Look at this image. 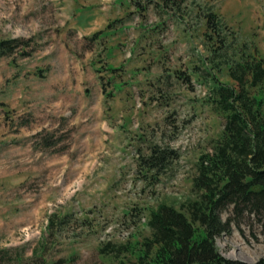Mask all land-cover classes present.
<instances>
[{
	"label": "rangeland",
	"instance_id": "obj_1",
	"mask_svg": "<svg viewBox=\"0 0 264 264\" xmlns=\"http://www.w3.org/2000/svg\"><path fill=\"white\" fill-rule=\"evenodd\" d=\"M11 39L0 264H114L103 247L143 241L158 205L196 198V163L224 123L211 89H239L236 64L264 69V0H0V41ZM249 92L264 100V80ZM160 153L164 165L150 166ZM221 218L222 256L264 258L262 220L231 207Z\"/></svg>",
	"mask_w": 264,
	"mask_h": 264
},
{
	"label": "trees",
	"instance_id": "obj_2",
	"mask_svg": "<svg viewBox=\"0 0 264 264\" xmlns=\"http://www.w3.org/2000/svg\"><path fill=\"white\" fill-rule=\"evenodd\" d=\"M216 18L208 15L209 30L218 28ZM17 44L15 39L1 40L0 56L12 53ZM233 69L231 77L239 89L221 83L211 89L212 103L224 123L212 151L196 163V198L183 211L158 205L149 214L150 236L143 241L103 247L102 254L117 259L114 264H264V258L255 263L225 258L215 245L217 237L231 232L229 220L221 218L230 207L235 217L249 213L264 222V100L249 92L264 80V69L261 62L236 64ZM164 154L152 155L147 162L163 166Z\"/></svg>",
	"mask_w": 264,
	"mask_h": 264
}]
</instances>
